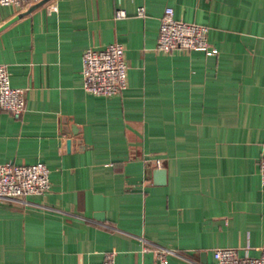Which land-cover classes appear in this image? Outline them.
<instances>
[{
  "label": "crops",
  "instance_id": "1",
  "mask_svg": "<svg viewBox=\"0 0 264 264\" xmlns=\"http://www.w3.org/2000/svg\"><path fill=\"white\" fill-rule=\"evenodd\" d=\"M166 6L208 25L216 54L157 50ZM0 27V63L25 94L20 117L0 111V163L50 170L46 193L0 203V264L149 263L142 239L175 249L168 264L259 254L264 0H30L0 5ZM113 41L126 87L85 91L83 51Z\"/></svg>",
  "mask_w": 264,
  "mask_h": 264
},
{
  "label": "built area",
  "instance_id": "2",
  "mask_svg": "<svg viewBox=\"0 0 264 264\" xmlns=\"http://www.w3.org/2000/svg\"><path fill=\"white\" fill-rule=\"evenodd\" d=\"M30 0H0V5H21ZM39 1V0H33ZM142 15V7L136 8ZM126 15L124 9H115L116 17ZM208 25L177 19L173 9L166 6L159 19L156 49L169 52L174 49H194L207 55L216 54L217 49L208 41ZM124 45L113 41L100 48H87L81 55L80 74L85 91L102 96L119 94L127 83V63L124 57ZM25 109V94L22 87L10 85L7 65L0 63V111H8L14 117H20ZM159 166L160 161L157 159ZM49 167L43 162L17 164L0 163V203L24 204L28 195L46 193L50 188ZM258 173L260 185L264 187V155L259 158ZM143 240L142 252L150 251L149 263L168 264V257L176 250L146 239ZM212 264H264V244L259 247V254L240 255L235 247L225 246L213 249ZM88 264H115L114 251L105 253L103 259Z\"/></svg>",
  "mask_w": 264,
  "mask_h": 264
},
{
  "label": "water",
  "instance_id": "3",
  "mask_svg": "<svg viewBox=\"0 0 264 264\" xmlns=\"http://www.w3.org/2000/svg\"><path fill=\"white\" fill-rule=\"evenodd\" d=\"M18 16H20V15H16V16L12 17L6 23H4L2 26L8 24L12 20L16 19ZM153 173H154V177H155L153 182H155V183H163L164 182V180H165V169L164 168H159V167L155 168L153 170Z\"/></svg>",
  "mask_w": 264,
  "mask_h": 264
}]
</instances>
